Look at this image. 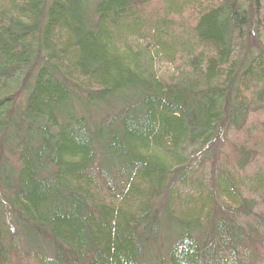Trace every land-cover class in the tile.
<instances>
[{"label":"trees","instance_id":"16d2710c","mask_svg":"<svg viewBox=\"0 0 264 264\" xmlns=\"http://www.w3.org/2000/svg\"><path fill=\"white\" fill-rule=\"evenodd\" d=\"M0 264H264V0H0Z\"/></svg>","mask_w":264,"mask_h":264},{"label":"rangeland","instance_id":"374dc122","mask_svg":"<svg viewBox=\"0 0 264 264\" xmlns=\"http://www.w3.org/2000/svg\"><path fill=\"white\" fill-rule=\"evenodd\" d=\"M175 69V66L164 58L157 57L154 61V70L160 77H169L175 72Z\"/></svg>","mask_w":264,"mask_h":264}]
</instances>
